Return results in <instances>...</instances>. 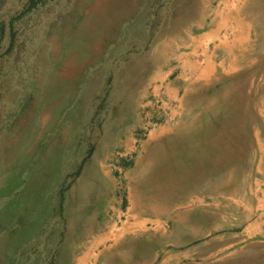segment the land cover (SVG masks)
<instances>
[{"label": "rangeland", "instance_id": "374dc122", "mask_svg": "<svg viewBox=\"0 0 264 264\" xmlns=\"http://www.w3.org/2000/svg\"><path fill=\"white\" fill-rule=\"evenodd\" d=\"M138 1L131 14L117 11L95 37L103 43L84 48L82 69L63 80L94 0H0V264H264V0ZM42 100L56 109L43 133L32 125ZM154 146L168 155L163 192L149 201L144 191L133 205L135 173ZM88 161L93 186L81 192ZM140 220L139 238L128 231L87 255L100 236Z\"/></svg>", "mask_w": 264, "mask_h": 264}, {"label": "bare ground", "instance_id": "6f19581e", "mask_svg": "<svg viewBox=\"0 0 264 264\" xmlns=\"http://www.w3.org/2000/svg\"><path fill=\"white\" fill-rule=\"evenodd\" d=\"M167 1V0H166ZM218 1V0H217ZM237 1H239V0H237ZM151 2V1H150ZM178 3H179V0L177 1ZM227 2H228V0H227ZM264 2V1H263ZM55 3V2H54ZM167 3V2H166ZM47 4V3H46ZM138 4H139V1L138 0H94V2H92L91 4H90V8L88 9V12H87V14H85V16H84V20H83V23H82V25L78 28V30H77V32H76V34H75V36L76 37H74L73 39H77V44H78V48H80L79 49V51H78V53L79 54H81L80 56H77V55H73V53H71L72 55H68V56H66V58H65V63H64V66L61 68V70H60V72H61V74H60V77L64 80V79H67V78H69V77H72V76H74L75 75V73H78L81 69H82V64H83V57L84 56H86V53L84 54V53H82V51H83V49L84 48H92V49H97V48H99V46L103 43V41L102 40H100L99 38H101L100 36L98 37V38H96L95 39V37H97L96 35H97V33L98 32H100V31H103V30H110L111 28H112V25H113V23H114V19L116 18V13H117V11L121 8V7H123L124 8V14H128V13H133V11H135L134 9H136V7L138 6ZM148 4V3H147ZM239 4V3H238ZM262 4V3H261ZM54 5V4H53ZM175 5V7H174V11H176V13H179L181 10H182V7H181V9H179V7H177L178 5L175 3L174 4ZM177 5V6H176ZM50 6V5H49ZM140 7V6H139ZM151 7V6H150ZM149 7V8H150ZM170 7V6H169ZM229 7H230V5H229ZM232 7V6H231ZM235 7V6H234ZM43 8V7H42ZM49 8V7H48ZM160 8V7H159ZM58 9V8H57ZM63 8H61V10H62ZM162 9V8H161ZM243 9V8H242ZM42 10V9H41ZM144 10V9H143ZM146 10V9H145ZM212 10V9H211ZM217 10V9H216ZM247 10V9H246ZM63 11V10H62ZM67 11V10H66ZM147 11V10H146ZM145 11V12H146ZM165 11V10H164ZM163 11V12H164ZM243 11H245V10H243ZM156 12V11H155ZM169 12H170V10H169ZM148 13V12H147ZM123 14V11H122V13H121V15ZM149 14V13H148ZM147 14V15H148ZM207 14V13H206ZM239 14V13H238ZM250 14V13H249ZM57 15H59V14H57ZM210 15V14H209ZM56 16V15H55ZM55 16H53V18L55 17ZM164 16V15H163ZM167 16V15H166ZM228 16V15H227ZM232 16V15H231ZM239 16V15H238ZM34 17V16H33ZM58 17V16H57ZM237 17V16H236ZM247 17V16H246ZM245 17V18H246ZM30 17H28V19H29ZM117 18L119 19V16H117ZM256 18V17H255ZM220 19H221V17H220ZM223 19H224V17H223ZM233 19H234V17H233ZM247 19V18H246ZM140 20H141V17H139L138 19H137V21L134 23V25H133V28L135 29V28H138L139 26V23H140ZM155 20V19H154ZM209 20V19H208ZM217 20V19H216ZM226 20H228V23H229V19H226ZM249 21V20H248ZM32 22V21H31ZM47 22V21H46ZM241 22H242V20H241ZM44 23V22H43ZM54 23V22H53ZM152 23H153V21H152ZM216 23V22H215ZM214 23V24H215ZM28 24V23H27ZM30 24V23H29ZM41 24V23H40ZM206 24V23H205ZM219 24V23H218ZM25 25V24H24ZM126 25V24H125ZM124 25V26H125ZM221 25V24H220ZM223 25H224V23H223ZM23 26V25H22ZM41 26V25H40ZM145 26V25H144ZM152 26V25H151ZM158 26V25H157ZM208 26V25H207ZM26 27V26H25ZM63 27V26H62ZM73 27V26H72ZM218 27V26H217ZM223 27V26H222ZM166 28H168V27H166ZM123 29V28H122ZM210 29V28H209ZM251 29H253V28H251ZM142 30V29H141ZM171 30H174V27H171ZM206 31V30H205ZM217 31H219V30H217ZM65 32V31H64ZM148 32H150V31H148ZM148 32H147V34H148ZM252 32V31H251ZM22 33V32H21ZM60 33V32H59ZM58 33V34H59ZM137 33H138V31H137ZM57 34V35H58ZM195 34H197V33H195ZM40 35V34H39ZM48 35V34H47ZM60 35V34H59ZM130 35V34H129ZM144 36V35H143ZM183 36V35H182ZM189 36V35H188ZM208 36V35H207ZM217 36V35H216ZM220 36V35H219ZM31 37H33L32 35H31ZM60 37V36H59ZM138 37H139V34H138ZM149 37V36H148ZM218 37V36H217ZM43 38V37H42ZM49 38V37H48ZM185 38V37H184ZM199 38V37H198ZM197 38V39H198ZM205 38V37H204ZM208 38V37H207ZM210 38V37H209ZM208 38V39H209ZM196 39V38H195ZM196 39V40H197ZM245 39V38H244ZM48 40V39H47ZM204 40V39H203ZM206 40V39H205ZM213 40V39H212ZM215 40V39H214ZM68 41V40H67ZM135 41H137V38H136V40ZM148 41V40H147ZM193 41H195V40H193ZM210 41V40H209ZM28 42V41H27ZM49 42V41H48ZM55 42L56 41H54L52 44L55 46ZM152 42V41H151ZM66 43V42H65ZM128 43H130V41H128ZM127 43V44H128ZM160 43V42H159ZM264 43V42H263ZM36 44H38V43H36ZM137 44H139V41H138V43ZM146 44V43H145ZM197 44H198V42H197ZM209 44V43H208ZM221 44V43H220ZM26 45V44H25ZM48 45V44H47ZM133 45H135V44H133ZM132 45V46H133ZM200 45V44H199ZM32 46V45H31ZM110 46V45H109ZM151 46V45H150ZM177 46H179L180 47V45L179 44H177ZM198 46V45H197ZM205 46V45H204ZM216 46V45H215ZM231 46V45H230ZM229 46V47H230ZM241 46V45H240ZM28 47V46H27ZM37 47V46H36ZM35 47V48H36ZM41 47V46H40ZM65 47V46H64ZM134 47V46H133ZM149 47V46H148ZM193 47V46H192ZM239 47V46H238ZM142 48V47H141ZM156 48V47H155ZM209 48V47H208ZM23 49V48H22ZM154 49V48H153ZM152 49V50H153ZM190 49V48H189ZM28 50V49H27ZM39 50V49H38ZM50 50V49H49ZM107 50V49H106ZM105 50V51H106ZM191 50V49H190ZM197 50V49H196ZM37 51V50H36ZM35 51V52H36ZM119 51V50H118ZM18 52V51H17ZM28 52V51H27ZM55 52V51H54ZM73 52V51H72ZM150 52V51H149ZM154 52H155V50H154ZM183 52V51H182ZM194 52V51H193ZM37 53H38V51H37ZM49 53V52H48ZM129 53V52H128ZM219 53V52H218ZM68 54H70V53H68ZM135 54V53H134ZM133 54V55H134ZM143 54V53H142ZM208 54V53H207ZM114 55V54H113ZM116 55V54H115ZM141 55V54H140ZM139 55V56H140ZM183 55V54H182ZM185 55V54H184ZM200 55V54H199ZM213 55V54H212ZM174 56H176V55H174ZM197 56V55H196ZM206 56V55H205ZM222 56V55H221ZM224 56H225V54H224ZM33 57H34V55H33ZM49 57V56H48ZM47 57V58H48ZM55 57H56V55H55ZM82 59H81V58ZM116 57H117V55H116ZM119 57V56H118ZM179 57V56H178ZM183 57V56H182ZM209 57V56H208ZM213 57V56H212ZM227 57V56H226ZM131 58H132V56H131ZM176 58V57H175ZM194 58H196V57H194ZM187 59V58H186ZM44 60H45V58H44ZM50 60V59H49ZM51 60H52V58H51ZM102 60V59H101ZM179 60V59H178ZM221 60V59H220ZM11 62V61H10ZM49 62V61H48ZM57 62H58V60H57ZM190 62V61H189ZM242 62V61H241ZM47 63V62H46ZM54 63V62H53ZM59 63V62H58ZM118 63V62H117ZM126 63V62H125ZM124 63V64H125ZM149 63V62H148ZM176 63V62H175ZM185 63V62H184ZM204 63V62H203ZM228 63V62H227ZM230 63V62H229ZM234 63V62H233ZM47 64H49V63H47ZM98 64V63H97ZM130 64V63H129ZM163 64V63H162ZM186 64V63H185ZM192 64V63H191ZM194 64V63H193ZM59 65V64H58ZM102 65H105V64H102ZM167 65V64H166ZM171 65V64H170ZM169 65V66H170ZM196 65V64H195ZM213 65V64H212ZM233 65V64H232ZM114 66V65H113ZM122 66V65H121ZM125 66V65H124ZM128 66V65H127ZM191 66V65H190ZM197 66H199V65H197ZM196 66V67H197ZM235 66V65H234ZM238 66V65H237ZM236 66V67H237ZM8 67H10V65L8 66ZM94 67V66H93ZM101 67V66H100ZM99 67V68H100ZM165 67V66H164ZM200 67V66H199ZM59 69H60V67H58ZM149 68V67H148ZM238 68V67H237ZM243 68V67H242ZM216 69V68H215ZM11 70V69H10ZM50 70V69H49ZM122 70V69H121ZM147 70V69H146ZM181 70V69H180ZM96 71V70H95ZM112 71H114V70H112ZM116 71H118V70H116ZM156 71V70H155ZM177 71V70H176ZM200 71V70H199ZM219 71V70H218ZM121 72V71H120ZM195 72H197V71H195ZM48 73V72H47ZM102 73V72H101ZM160 73V72H159ZM184 73V72H183ZM215 73V72H214ZM92 74V73H91ZM126 74V73H125ZM181 74V73H180ZM213 74V73H212ZM232 74V73H231ZM102 75H103V73H102ZM115 75V74H114ZM159 75V74H158ZM161 75H163V74H161ZM164 75H167V74H165L164 73ZM169 75V74H168ZM196 75V74H195ZM208 75H209V73H208ZM3 76H4V74H3ZM31 76V75H30ZM119 76H121L120 75V73H119ZM124 77H125V75H124ZM166 77V76H165ZM180 77V76H179ZM214 77V76H213ZM162 78V77H161ZM8 79V78H7ZM43 76H41L39 79H38V84L40 85V84H42L43 83ZM103 79V78H102ZM113 79H115V78H113ZM123 79V78H122ZM160 79V78H159ZM198 79V78H197ZM211 79V78H210ZM144 80V79H143ZM158 80V79H157ZM156 80V81H157ZM162 80V79H161ZM167 80V79H166ZM29 81V80H28ZM114 81V80H113ZM123 81V80H122ZM198 81V80H197ZM33 82V81H32ZM115 82V81H114ZM118 82V81H117ZM158 82H160V81H158ZM167 82V81H166ZM122 83V82H121ZM124 83V82H123ZM199 83V82H198ZM28 84H29V82H28ZM140 84V83H139ZM163 84V83H162ZM169 84V83H168ZM167 84V85H168ZM202 85V84H201ZM213 85V84H212ZM219 85V84H218ZM6 86V85H5ZM38 86V85H37ZM85 86V85H84ZM114 86H115V83H114ZM113 86V87H114ZM135 86V85H134ZM183 86V85H182ZM211 86V85H210ZM205 87V86H204ZM208 87V86H207ZM216 87V86H215ZM222 87V86H221ZM223 88V87H222ZM221 89V88H220ZM27 90V89H26ZM32 90V89H31ZM30 90V91H31ZM175 90V89H174ZM216 90V89H215ZM214 91V90H213ZM218 91V90H217ZM109 92V91H108ZM107 92V93H108ZM115 92V91H114ZM150 92H151V90H150ZM226 92V91H225ZM106 93V94H107ZM110 93H111V91H110ZM171 93V92H170ZM174 93V92H173ZM221 93V92H220ZM223 93V92H222ZM95 94V93H94ZM99 94V93H98ZM141 94V93H140ZM209 94V93H208ZM215 94V93H214ZM224 94V93H223ZM172 95V94H171ZM180 95V94H179ZM209 95H211V93L209 94ZM28 96H30V95H28ZM103 96V95H102ZM167 96V95H166ZM213 96V95H212ZM217 96V95H216ZM215 96V97H216ZM110 97V96H109ZM119 97V96H118ZM203 97V96H202ZM99 98V97H98ZM123 98H125V97H123ZM181 98V97H180ZM220 98V97H219ZM96 99H97V97H96ZM151 99V101L153 102V100H155V99H153L152 100V98H150ZM223 99V98H222ZM221 99V100H222ZM81 100V99H80ZM93 100V99H92ZM108 100H109V98H108ZM118 100H119V98H118ZM170 100V99H169ZM214 100V99H213ZM99 101V100H98ZM133 101V100H132ZM214 102H216V100L214 101ZM218 102V101H217ZM117 103V102H116ZM129 103V102H128ZM209 103V102H208ZM124 104V103H123ZM180 104V103H179ZM216 104V103H215ZM112 105V104H111ZM139 105V104H138ZM137 104L135 105V106H138ZM206 105V104H205ZM220 105H221V103H220ZM264 105V104H263ZM45 106V107H44ZM75 106V105H74ZM133 107H134V105H132ZM157 106H158V104H157ZM172 106H174V104L172 105ZM40 109H42L43 110V112L40 114V113H38V114H35V115H33L32 114V125H33V127L35 128V126H34V123H36L35 125L37 126V125H39V127H41L40 129V132L41 133H43L44 132V130H45V128L46 127H48V123L50 122V117H51V115L53 114V115H55V111H56V109H54L52 106H50V104L49 103H47V101L45 100V101H41L40 102ZM103 107V106H102ZM101 107V108H102ZM206 107H207V105H206ZM211 107V106H210ZM89 108V107H88ZM100 108V107H99ZM137 108V107H136ZM172 108V107H171ZM252 108V107H251ZM260 108V107H259ZM258 108V109H259ZM86 109V108H85ZM107 109V108H106ZM170 109V108H169ZM212 109V108H211ZM99 110H101V109H99ZM133 110H134V108H133ZM136 110V109H135ZM168 110V109H167ZM204 110H206V109H204ZM203 110V111H204ZM68 111V110H67ZM87 111H88V109H87ZM107 111V110H106ZM124 111V110H123ZM144 111H145V109H144ZM207 111V110H206ZM85 112V111H84ZM97 112V111H96ZM125 112V111H124ZM160 112H162V111H160ZM171 112V111H170ZM263 112V111H262ZM105 113V112H104ZM176 113H177V111H176ZM200 113V112H199ZM91 114V113H90ZM40 115V116H39ZM100 115V114H99ZM98 115V116H99ZM202 115V114H201ZM88 116V115H87ZM74 117V116H73ZM86 117V116H85ZM84 117V118H85ZM83 118V117H82ZM82 118H81V120H82ZM86 118H88V117H86ZM97 118V117H96ZM197 118V117H196ZM77 119V118H76ZM98 119V118H97ZM107 119V118H106ZM167 119V118H166ZM178 119V118H177ZM71 120V119H70ZM162 120V119H161ZM173 120V119H172ZM200 120V119H199ZM198 120V121H199ZM98 121H99V119H98ZM97 121V122H98ZM160 121V120H159ZM168 121H169V119H168ZM192 121H194V120H192ZM89 122V121H88ZM96 122V121H95ZM102 122V121H101ZM173 122V121H172ZM22 123V122H21ZM73 123V122H72ZM80 123V122H79ZM90 123V122H89ZM99 123V122H98ZM136 123V122H135ZM134 123V124H135ZM149 123V122H148ZM196 123H197V121H196ZM23 124V123H22ZM77 124H78V122H77ZM76 124V125H77ZM100 124V123H99ZM193 124V123H192ZM27 125V124H26ZM80 125V124H79ZM171 125V124H170ZM59 126V125H58ZM84 126V125H83ZM146 126V125H145ZM190 126H191V124H190ZM196 126V125H195ZM67 127V126H66ZM99 127V126H98ZM160 127V126H159ZM171 127V126H170ZM63 128V127H62ZM83 128V127H82ZM84 129V128H83ZM99 129V128H98ZM158 129V128H157ZM210 129V128H209ZM213 129V128H212ZM38 130H39V128H38ZM135 130V129H134ZM75 130H74V128H70V130L67 132V134L69 135V137H70V139H71V135H72V133L74 132ZM110 132V131H109ZM164 132V131H163ZM38 133V132H37ZM80 133V132H79ZM26 133H24V135H25ZM34 134H35V131H33V133H31V137H30V139L33 141V136H34ZM92 134V133H91ZM101 134H102V132H101ZM106 134H108V133H106ZM111 134V133H110ZM163 134V133H162ZM24 135H21L20 137H24ZM80 135V134H79ZM99 135V134H98ZM97 135V136H98ZM151 135V134H150ZM36 136V135H35ZM103 136H105L104 134H103ZM128 136V135H127ZM134 136V135H133ZM152 136V135H151ZM158 136V135H157ZM39 137V136H38ZM55 137V136H54ZM106 137V136H105ZM117 137V136H116ZM122 138H123V136H121ZM146 137V136H145ZM248 137V136H247ZM73 138V137H72ZM156 138V137H155ZM82 139H83V137H82ZM92 139V138H91ZM101 139V138H100ZM137 139V138H136ZM58 140V139H57ZM56 140V141H57ZM72 140V139H71ZM70 140V141H71ZM84 140V139H83ZM82 140V141H83ZM157 140H159V139H157ZM156 140V141H157ZM79 141V140H78ZM99 141V140H98ZM114 141H116V139L114 140ZM75 142V141H74ZM92 142H93V140H92ZM143 142V141H142ZM135 143H137V142H135ZM154 143V142H153ZM156 143V142H155ZM46 144V143H45ZM93 144V143H92ZM148 144V143H147ZM160 144V143H159ZM71 145V144H70ZM74 145H76V144H74ZM48 146V145H47ZM85 146H86V144H85ZM112 146V145H111ZM110 146V147H111ZM159 146V145H158ZM155 147V149H154V151H149V150H147L146 151V157H147V159H148V161H147V163H141L140 165H139V168H138V170H137V172L135 173V178H134V181H133V187H132V191H131V201H132V204L133 205H138V203H141V202H143V199L145 198V196H144V191H146V193L147 192H150V196H149V201L150 200H152V201H155L156 200V198H157V196L159 197L160 196V193H162L163 192V189H164V187H163V184L161 183V181H160V178H161V172H163V169H165V167H166V164H167V158H168V155H167V151H165V149L163 148V147ZM262 146V145H261ZM261 146H259V147H261ZM47 148V147H46ZM75 148V147H74ZM150 148V147H149ZM86 149V148H85ZM112 149H113V147H112ZM123 149V148H122ZM95 151V150H94ZM111 151V150H110ZM109 151V152H110ZM121 152V151H120ZM23 153V152H22ZM86 153V152H85ZM84 153V154H85ZM118 153V152H117ZM123 153V152H122ZM55 154V153H54ZM105 154V153H104ZM111 154V153H110ZM119 154V153H118ZM148 154V155H147ZM74 155V154H73ZM119 155H121V154H119ZM13 157H14V155H12ZM72 157V156H71ZM120 157V156H119ZM183 157V156H182ZM206 159V158H205ZM89 160V159H88ZM112 160V159H111ZM198 160L199 161H201L202 159H200V157L198 158ZM207 160V159H206ZM68 161V160H67ZM66 161V162H67ZM87 161V160H86ZM88 162H90L91 163V161H88ZM145 162H146V160H145ZM203 162V161H202ZM10 163V162H9ZM82 163V162H81ZM87 163V162H86ZM204 163V162H203ZM75 164V163H74ZM92 164V163H91ZM94 164V163H93ZM90 165V167L86 170V172H85V175L83 176V178L81 179V181L79 182V185H78V189L82 192H87V190H89L93 185H92V179H93V176H94V174H95V172H94V170H93V167H94V165ZM109 164V163H108ZM8 165V164H7ZM86 165H88V164H86ZM66 167V166H65ZM114 167V166H113ZM82 168V167H81ZM199 165H198V170H199ZM203 168V167H202ZM240 169V168H239ZM259 169V168H258ZM114 170V169H113ZM260 170V169H259ZM76 171V170H75ZM110 171V170H109ZM15 173V172H14ZM116 175V174H115ZM72 176V175H71ZM114 177V176H113ZM115 178V177H114ZM70 180H71V178H70ZM117 180V179H116ZM199 182L197 183V185H200V183H202V182H205V181H207V179H203V178H199ZM211 181V180H210ZM232 181V180H231ZM56 182V181H55ZM72 182V181H71ZM67 184H69L68 182H67ZM125 186H127V185H125ZM236 186V185H235ZM84 188V189H83ZM230 188V187H229ZM235 188V187H234ZM238 188V187H237ZM127 189V188H126ZM131 189V188H130ZM121 190V189H120ZM207 190V189H206ZM233 191V190H232ZM231 191V192H232ZM92 193V192H91ZM100 193V192H99ZM98 193V194H99ZM106 193V192H105ZM117 193V192H116ZM145 193V194H146ZM198 193V192H197ZM260 193V192H259ZM31 194V193H30ZM84 194V193H83ZM96 194V193H95ZM195 194V193H194ZM202 194V193H201ZM222 194V193H221ZM85 195V194H84ZM155 196V197H154ZM118 197V196H117ZM45 199H46V197H45ZM66 199H67V197H66ZM202 199V198H201ZM204 199V198H203ZM95 200V199H94ZM200 200V199H199ZM208 200V199H207ZM254 200H255V198H254ZM148 201V200H147ZM176 201V200H175ZM174 201V202H175ZM201 201V200H200ZM67 202H69V201H67ZM94 202H96V201H94ZM120 202V201H119ZM173 202V203H174ZM65 203H66V201H65ZM92 203V202H91ZM97 203V202H96ZM98 203H100V202H98ZM146 203V202H145ZM152 203V202H151ZM179 203H180V201H179ZM191 203V202H190ZM69 204V203H68ZM113 204H115V203H113ZM166 204V203H165ZM171 204V203H170ZM252 204V203H251ZM146 205V204H145ZM149 205V204H148ZM150 205H152V204H150ZM149 205V206H150ZM161 205H163V204H161ZM169 205V204H168ZM177 204H175V206H176ZM181 205V204H180ZM101 206V205H100ZM106 206V205H105ZM166 207H168L169 208V206H166ZM97 208V207H96ZM102 208H103V206H102ZM101 208V209H102ZM182 208V207H181ZM98 209V208H97ZM194 209L196 210V208L194 207ZM111 210V209H110ZM147 210V209H146ZM149 210V209H148ZM155 210V209H154ZM193 210V209H192ZM255 210V209H254ZM87 211V210H86ZM93 211V210H92ZM98 211V210H97ZM150 211V210H149ZM177 211V210H176ZM181 211V210H180ZM189 211V210H188ZM198 211V210H197ZM136 212V211H135ZM146 212V211H145ZM168 212V211H167ZM179 212V211H178ZM235 212H236V210H235ZM256 212V211H255ZM147 213V212H146ZM182 213V212H181ZM193 213V212H192ZM198 213V212H197ZM263 213V212H262ZM154 214L156 215V216H159L160 214H161V210L159 209V211H154ZM196 214V213H195ZM237 214V213H236ZM130 215V214H129ZM138 215V214H137ZM164 215V214H163ZM176 216V214H173V216ZM192 215H194V214H192ZM31 216H32V214H31ZM92 216V215H91ZM94 216V215H93ZM93 216H92V218H93ZM122 216H123V214H122ZM143 216V215H142ZM203 216H204V214H203ZM243 216V215H242ZM149 217V216H148ZM171 217V216H170ZM181 217H183V216H181ZM181 217H180V219H181ZM238 217V216H237ZM236 217V218H237ZM240 217V216H239ZM238 217V218H239ZM246 217H247V215H246ZM50 218V217H49ZM112 218V217H111ZM249 218V217H248ZM255 218V217H254ZM80 219V218H79ZM89 219V218H88ZM110 219V218H109ZM138 219V218H137ZM160 219V218H159ZM168 219V218H167ZM198 219V218H197ZM228 219V218H227ZM178 220V219H177ZM190 220H192V219H190ZM233 220V219H232ZM235 220V219H234ZM240 220V219H239ZM250 220V219H249ZM134 221V220H133ZM170 221V220H169ZM244 221V220H243ZM80 222V221H79ZM78 222V223H79ZM87 222H89V221H87ZM86 222V223H87ZM206 222V221H205ZM212 223H213V221H211ZM103 223V222H102ZM227 223V222H226ZM235 223V222H234ZM83 224V223H82ZM81 224V225H82ZM146 224V223H145ZM210 224V223H209ZM242 224V223H241ZM244 224V223H243ZM248 224V223H247ZM80 225V226H81ZM101 225V224H100ZM107 225V224H106ZM204 225V224H203ZM118 226V225H117ZM124 226V225H123ZM158 226V225H157ZM200 226V225H199ZM211 226V225H210ZM226 226V225H225ZM82 227V226H81ZM112 227V226H111ZM162 227V226H161ZM202 227V226H201ZM205 227V226H204ZM238 227V226H237ZM106 228V227H105ZM179 228V227H178ZM206 228V227H205ZM207 228H208V226H207ZM214 228V227H213ZM236 228V227H235ZM104 229V228H103ZM114 229V228H113ZM124 229V228H123ZM162 229H163V227H162ZM93 230V229H92ZM115 230V229H114ZM120 230V229H119ZM152 230V229H151ZM157 230V229H156ZM172 230V229H171ZM198 230V229H197ZM197 230H195V231H197ZM201 230H202V228H201ZM215 230V229H214ZM122 231V230H121ZM129 231V227H126L125 228V231H123L122 233H118L117 232V234L114 236V241H116V242H118V244L121 242V240L124 238V237H126V232H128ZM187 231V230H186ZM194 231V232H195ZM200 231V230H199ZM77 232V231H76ZM182 232V231H181ZM204 232V231H203ZM75 233V232H74ZM177 233V232H176ZM180 233V232H179ZM205 233V232H204ZM77 234V233H76ZM111 234V233H110ZM78 235V234H77ZM112 235V234H111ZM140 235V234H139ZM160 235V234H159ZM170 235V234H169ZM174 235V234H173ZM179 235V234H178ZM185 235V234H184ZM200 235V234H199ZM150 236V235H149ZM162 236V235H161ZM164 236V235H163ZM175 237H176V235H174ZM190 236V235H189ZM86 237V236H85ZM93 237V236H92ZM107 237V236H106ZM140 237V236H139ZM138 237V238H139ZM152 237V236H151ZM150 237V238H151ZM153 237H154V235H153ZM159 237V236H158ZM165 237H167V236H165ZM169 237V236H168ZM185 237V236H184ZM188 237V236H187ZM191 237V236H190ZM189 237V238H190ZM68 239H70V238H68ZM73 239V238H72ZM84 239V238H83ZM161 239V238H160ZM71 240V239H70ZM162 240V239H161ZM178 240V239H177ZM176 240V241H177ZM189 240V239H188ZM83 241V240H82ZM86 241V240H85ZM154 241V240H153ZM160 241V240H159ZM89 242V241H88ZM156 242H157V240H156ZM163 242V241H162ZM173 242V241H172ZM175 242V241H174ZM46 243V242H45ZM58 243V242H57ZM96 243V242H95ZM102 243V242H101ZM82 244V243H81ZM103 244V243H102ZM66 245H69V244H66ZM65 245V246H66ZM106 245V244H105ZM104 245V246H105ZM164 245H166V244H164ZM185 245V244H184ZM65 246H64V248H65ZM178 246V245H177ZM138 247H140V246H138ZM52 248V247H51ZM70 248V247H69ZM99 248V247H98ZM104 248V247H103ZM120 248H121V246H120ZM129 248V247H128ZM45 249V248H44ZM112 249V248H111ZM122 249V248H121ZM83 250V249H82ZM98 250V249H97ZM113 250V249H112ZM150 251V250H149ZM78 252V251H77ZM82 252V251H81ZM107 252V251H106ZM203 252V251H202ZM71 253V252H70ZM132 253V252H131ZM75 254V253H74ZM93 254V253H92ZM137 255V254H136ZM135 255V256H136ZM124 256H126V255H124ZM133 257V256H132ZM179 258H180V256H179ZM136 259V258H135ZM64 260V259H63ZM102 260V259H101ZM150 260V259H149ZM166 260V259H165ZM61 261V260H60ZM143 261V260H142ZM176 261V260H175ZM180 261V260H179ZM182 261V260H181ZM65 262V261H64ZM146 262H147V260H146ZM163 262V261H162ZM62 263H63V261H62ZM103 263V262H102ZM144 263V262H143ZM156 263V262H155ZM176 263V262H175ZM179 263V262H178ZM104 264V263H103ZM123 264H136V261H134V260H132L131 258H129V257H127L126 259H125V261L123 262ZM137 264H139V263H137ZM145 264V263H144ZM172 264H173V262H172Z\"/></svg>", "mask_w": 264, "mask_h": 264}, {"label": "crops", "instance_id": "0c3cea01", "mask_svg": "<svg viewBox=\"0 0 264 264\" xmlns=\"http://www.w3.org/2000/svg\"><path fill=\"white\" fill-rule=\"evenodd\" d=\"M216 31L213 30L212 33L209 34V37H210L209 39L210 40H212V39L214 40L216 38V34H217ZM174 87H175V84L167 85V90H168L167 92L169 94L175 95L176 92L174 90ZM145 223H146L145 220L144 221L143 220H140V221H137V222H135L133 224H130L131 227H129V231H131V234H133V236H135V237H138L140 235H143V234H145V230H146V224ZM111 234H107L106 235L107 237L105 236V238H103V236H100L99 239H96V241H95L96 243L94 242V244H92L91 249L88 251L87 255L90 254L93 251V249L98 248V247H101L104 244V242H107L108 241V239H110L116 246H118L119 245L118 242L114 241V236L116 234L113 233V232H111ZM189 235H185L184 238H186L187 241H189L188 243H190V245H191V243H193V239H194L193 237H194V235L196 236L197 234L196 233L195 234L190 233Z\"/></svg>", "mask_w": 264, "mask_h": 264}, {"label": "trees", "instance_id": "16d2710c", "mask_svg": "<svg viewBox=\"0 0 264 264\" xmlns=\"http://www.w3.org/2000/svg\"><path fill=\"white\" fill-rule=\"evenodd\" d=\"M32 6H34V5H32ZM32 8V7H31Z\"/></svg>", "mask_w": 264, "mask_h": 264}]
</instances>
